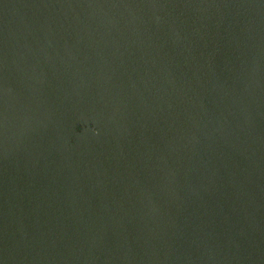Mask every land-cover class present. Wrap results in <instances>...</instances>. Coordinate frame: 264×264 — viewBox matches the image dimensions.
Wrapping results in <instances>:
<instances>
[{
  "label": "water",
  "instance_id": "1",
  "mask_svg": "<svg viewBox=\"0 0 264 264\" xmlns=\"http://www.w3.org/2000/svg\"><path fill=\"white\" fill-rule=\"evenodd\" d=\"M0 264H264V0H0Z\"/></svg>",
  "mask_w": 264,
  "mask_h": 264
}]
</instances>
